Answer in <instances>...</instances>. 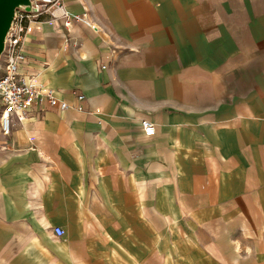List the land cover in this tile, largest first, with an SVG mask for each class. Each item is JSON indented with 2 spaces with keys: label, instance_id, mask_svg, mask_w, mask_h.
<instances>
[{
  "label": "crops",
  "instance_id": "0c3cea01",
  "mask_svg": "<svg viewBox=\"0 0 264 264\" xmlns=\"http://www.w3.org/2000/svg\"><path fill=\"white\" fill-rule=\"evenodd\" d=\"M64 6L20 72L66 107L0 135V264H264V0Z\"/></svg>",
  "mask_w": 264,
  "mask_h": 264
},
{
  "label": "built area",
  "instance_id": "2783aa9c",
  "mask_svg": "<svg viewBox=\"0 0 264 264\" xmlns=\"http://www.w3.org/2000/svg\"><path fill=\"white\" fill-rule=\"evenodd\" d=\"M60 19L66 32L82 17L70 13L64 6V0H29L27 5H19L14 9L10 26L5 34L3 49L0 54V135L10 133L13 117H27L32 112L40 113L45 104L59 103L61 108L66 103L59 101L50 88L44 87L36 80L27 81L20 72L24 61L23 43L31 22L40 17ZM91 29H96L90 25ZM81 97V95H79ZM145 135L154 132V124L146 119L140 122ZM55 235H61L62 229L53 227Z\"/></svg>",
  "mask_w": 264,
  "mask_h": 264
},
{
  "label": "water",
  "instance_id": "95a60500",
  "mask_svg": "<svg viewBox=\"0 0 264 264\" xmlns=\"http://www.w3.org/2000/svg\"><path fill=\"white\" fill-rule=\"evenodd\" d=\"M29 0H0V54L3 49L5 34L10 26L14 9L27 5Z\"/></svg>",
  "mask_w": 264,
  "mask_h": 264
}]
</instances>
